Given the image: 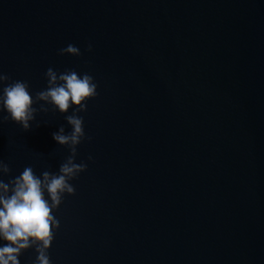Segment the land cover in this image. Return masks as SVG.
<instances>
[{
    "label": "water",
    "instance_id": "1",
    "mask_svg": "<svg viewBox=\"0 0 264 264\" xmlns=\"http://www.w3.org/2000/svg\"><path fill=\"white\" fill-rule=\"evenodd\" d=\"M49 67L98 85L51 264H264V0H0V73L34 95ZM61 126L0 124V178L57 173Z\"/></svg>",
    "mask_w": 264,
    "mask_h": 264
},
{
    "label": "clouds",
    "instance_id": "2",
    "mask_svg": "<svg viewBox=\"0 0 264 264\" xmlns=\"http://www.w3.org/2000/svg\"><path fill=\"white\" fill-rule=\"evenodd\" d=\"M88 51H92L91 44ZM59 54L79 57L81 52L69 44ZM45 79L46 88L33 95L27 81H10L0 73V124L11 120L28 131L37 113L46 114L50 106L66 116L71 129L66 132L61 126L52 134L53 140L71 153L57 173L44 171L37 175L28 166L7 182L0 178V264H21V255L30 249L36 252L35 264H51L49 251L60 226L54 213L65 195H74L71 181L87 170L86 163H76L75 159L78 145L91 139L85 136L80 113L86 112L87 102L96 98L98 85L91 74L74 69L58 72L49 67ZM70 109L73 111L68 115ZM9 173V166L0 160V177Z\"/></svg>",
    "mask_w": 264,
    "mask_h": 264
}]
</instances>
